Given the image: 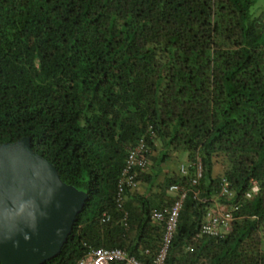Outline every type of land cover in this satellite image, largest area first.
<instances>
[{"label": "trees", "instance_id": "16d2710c", "mask_svg": "<svg viewBox=\"0 0 264 264\" xmlns=\"http://www.w3.org/2000/svg\"><path fill=\"white\" fill-rule=\"evenodd\" d=\"M21 137L87 195L41 264L97 247L149 264L172 184L185 194L162 264H264V0H0V142ZM223 201L229 228L198 234Z\"/></svg>", "mask_w": 264, "mask_h": 264}, {"label": "water", "instance_id": "95a60500", "mask_svg": "<svg viewBox=\"0 0 264 264\" xmlns=\"http://www.w3.org/2000/svg\"><path fill=\"white\" fill-rule=\"evenodd\" d=\"M87 195L62 182L29 137L0 142V264L54 257Z\"/></svg>", "mask_w": 264, "mask_h": 264}, {"label": "built area", "instance_id": "2783aa9c", "mask_svg": "<svg viewBox=\"0 0 264 264\" xmlns=\"http://www.w3.org/2000/svg\"><path fill=\"white\" fill-rule=\"evenodd\" d=\"M146 151L143 141L139 140L134 146H132L126 155L124 166L121 169L120 177L117 184V193L122 189V185L126 184L133 187L135 182L133 181V174L129 171L132 167H142L145 163L143 153ZM199 175V169L197 168L196 176ZM195 180H192L193 183ZM220 195L229 197L231 195L228 184L224 179H221ZM257 190V186L254 182L250 186V191L245 195L249 196ZM168 191L174 193V199L172 202L162 210H152V217L154 219L163 220V232L161 236L160 246L152 258L149 264H162L166 247L173 233L178 216V210L185 191L180 186L172 184L168 187ZM119 205V196L117 197ZM236 206L228 203L227 201L214 203L213 206L208 208L204 215V219L199 225L198 234L206 235H220L222 232L229 228V224L233 217V210ZM74 264H142L136 260L133 256L128 255L124 250L119 248H104L97 247L90 249L84 256L76 260Z\"/></svg>", "mask_w": 264, "mask_h": 264}, {"label": "rangeland", "instance_id": "374dc122", "mask_svg": "<svg viewBox=\"0 0 264 264\" xmlns=\"http://www.w3.org/2000/svg\"><path fill=\"white\" fill-rule=\"evenodd\" d=\"M181 162L184 163L183 160H181Z\"/></svg>", "mask_w": 264, "mask_h": 264}]
</instances>
